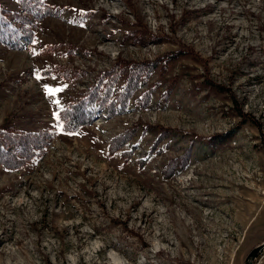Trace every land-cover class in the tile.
I'll use <instances>...</instances> for the list:
<instances>
[{
  "label": "rangeland",
  "instance_id": "374dc122",
  "mask_svg": "<svg viewBox=\"0 0 264 264\" xmlns=\"http://www.w3.org/2000/svg\"><path fill=\"white\" fill-rule=\"evenodd\" d=\"M42 1L38 21L0 0L33 30L0 41V131L54 134L0 163V264H246L264 242V0ZM176 52L134 97L157 86L147 108L76 132L54 115L119 59Z\"/></svg>",
  "mask_w": 264,
  "mask_h": 264
},
{
  "label": "trees",
  "instance_id": "16d2710c",
  "mask_svg": "<svg viewBox=\"0 0 264 264\" xmlns=\"http://www.w3.org/2000/svg\"><path fill=\"white\" fill-rule=\"evenodd\" d=\"M20 1L22 11L35 20L41 21L53 15L49 11L50 9L45 7L42 0ZM31 24L32 21L28 16L9 13L0 9V41L11 48L23 49L33 41ZM141 34L140 30L131 31L128 33V39L133 37L136 39V44H142L145 41L143 38L147 34ZM150 40L157 41L153 36ZM179 56H181V52L170 53L158 57L154 61L129 62L119 59L110 71L102 73L97 78L95 88H91L80 98L78 103L70 105L60 113L63 129L67 132H76L82 127L92 125L101 113L105 114L108 119L117 114L125 113L132 101L138 108H147L157 86L148 88L135 99L134 97L151 82L162 65L165 68L166 65L173 63ZM121 80L124 81V85L117 87L118 82ZM165 96L163 95L164 98ZM136 129L129 130L123 136L118 137L117 143L130 140L136 135ZM160 132L168 133L163 130ZM53 137L54 134L48 131L20 134L0 131V163L12 169L22 167L37 155L41 156ZM173 163L175 162H172V165Z\"/></svg>",
  "mask_w": 264,
  "mask_h": 264
},
{
  "label": "water",
  "instance_id": "95a60500",
  "mask_svg": "<svg viewBox=\"0 0 264 264\" xmlns=\"http://www.w3.org/2000/svg\"><path fill=\"white\" fill-rule=\"evenodd\" d=\"M264 250V242L257 246L248 256L246 264H253V261L258 257V255Z\"/></svg>",
  "mask_w": 264,
  "mask_h": 264
},
{
  "label": "snow or ice",
  "instance_id": "6c2138e0",
  "mask_svg": "<svg viewBox=\"0 0 264 264\" xmlns=\"http://www.w3.org/2000/svg\"><path fill=\"white\" fill-rule=\"evenodd\" d=\"M40 77L39 76H37V79H39ZM60 91H62V89H50V88H48L47 86H46V92H47V94L48 95H50V96H55L58 92H60ZM54 103H57V104H59V101H53ZM54 115H56V118H57V120H59L60 119V117H59V114H56V113H54Z\"/></svg>",
  "mask_w": 264,
  "mask_h": 264
}]
</instances>
